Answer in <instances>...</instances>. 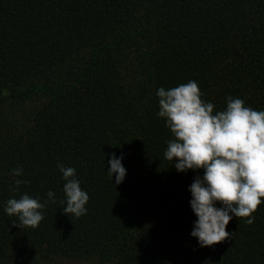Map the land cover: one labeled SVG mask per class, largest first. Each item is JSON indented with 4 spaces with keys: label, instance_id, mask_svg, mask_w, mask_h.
<instances>
[{
    "label": "trees",
    "instance_id": "16d2710c",
    "mask_svg": "<svg viewBox=\"0 0 264 264\" xmlns=\"http://www.w3.org/2000/svg\"><path fill=\"white\" fill-rule=\"evenodd\" d=\"M191 80L214 113L228 96L264 111V0H0V264H264V198L252 224L233 216L232 238L191 236L204 170L164 158L156 95ZM58 164L90 197L80 218L63 214ZM16 179L29 183L13 192ZM23 194L48 201L37 228L4 211Z\"/></svg>",
    "mask_w": 264,
    "mask_h": 264
},
{
    "label": "clouds",
    "instance_id": "9594fccd",
    "mask_svg": "<svg viewBox=\"0 0 264 264\" xmlns=\"http://www.w3.org/2000/svg\"><path fill=\"white\" fill-rule=\"evenodd\" d=\"M156 95L157 115L165 120L173 137L165 142L164 158L175 163L177 172L204 170L203 177L197 175L189 186V203L197 217L191 236L200 247L232 238L234 233L226 231V226L233 216L247 218L244 222L252 224V214L264 198V111L246 107L244 100L228 96L226 109L214 113V104L201 99L203 93L195 80L167 90L161 87ZM122 159L113 153L108 161L106 174L111 181L115 175L117 185L127 171ZM57 167L65 181V199L60 201L65 205L63 214L80 218L87 213L90 197L76 179L75 168L63 164ZM11 174L20 177L23 169L15 168ZM27 183L16 179L11 191ZM47 197L56 202L54 192L48 191ZM47 203L23 194L7 200L4 211L9 217H17L13 226L34 229L43 221L42 210Z\"/></svg>",
    "mask_w": 264,
    "mask_h": 264
},
{
    "label": "rangeland",
    "instance_id": "374dc122",
    "mask_svg": "<svg viewBox=\"0 0 264 264\" xmlns=\"http://www.w3.org/2000/svg\"><path fill=\"white\" fill-rule=\"evenodd\" d=\"M52 264H95V262L92 259L71 260L69 262L57 260L56 262H52Z\"/></svg>",
    "mask_w": 264,
    "mask_h": 264
}]
</instances>
